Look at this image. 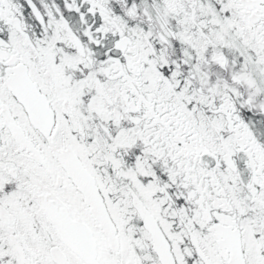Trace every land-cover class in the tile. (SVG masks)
I'll return each mask as SVG.
<instances>
[{
  "label": "snow or ice",
  "instance_id": "snow-or-ice-1",
  "mask_svg": "<svg viewBox=\"0 0 264 264\" xmlns=\"http://www.w3.org/2000/svg\"><path fill=\"white\" fill-rule=\"evenodd\" d=\"M0 264H264V0H0Z\"/></svg>",
  "mask_w": 264,
  "mask_h": 264
}]
</instances>
